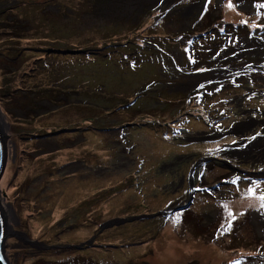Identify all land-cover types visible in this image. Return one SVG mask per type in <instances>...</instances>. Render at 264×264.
Returning <instances> with one entry per match:
<instances>
[{"label":"rangeland","instance_id":"obj_1","mask_svg":"<svg viewBox=\"0 0 264 264\" xmlns=\"http://www.w3.org/2000/svg\"><path fill=\"white\" fill-rule=\"evenodd\" d=\"M47 4L59 8L42 15ZM0 10L12 264H264V112H240L264 111V0H0ZM6 15L26 38L13 40ZM54 83L87 88L54 92L37 111L19 99ZM246 133L260 152H241Z\"/></svg>","mask_w":264,"mask_h":264},{"label":"trees","instance_id":"obj_2","mask_svg":"<svg viewBox=\"0 0 264 264\" xmlns=\"http://www.w3.org/2000/svg\"><path fill=\"white\" fill-rule=\"evenodd\" d=\"M59 7H57V8H55V10L56 9H58ZM46 9V5H44V8L42 9V11H41V13H42V15H47L48 13L50 14V12H52V14H53V10H49V9H47V10H45ZM146 11H148V9H146ZM60 15H62L61 13H60ZM44 17V16H43ZM12 17H11V15H6V17H5V19H6V23H8V24H10L9 26L10 27H6L7 28V31H9V30H12L13 29V32H12V34L10 35V36H12V35H15V38H18V39H20V38H24V37H27V34H29V33H27L26 31H27V29H25V27H26V24H22V23H20L18 20H16V18H14V19H11ZM208 20H210V18L208 17ZM15 23H20V27H22V29H23V31H18L17 30V25L18 24H15ZM18 26V27H19ZM206 27H207V29H205L206 31L208 30L209 31V29H213L214 27H212V25L210 26V25H206ZM14 28H15V30H14ZM0 31H2V29H0ZM6 31V32H7ZM206 31H205V33H206ZM186 34V33H185ZM189 34V33H188ZM194 34H196V33H194ZM201 34V33H200ZM193 35V34H192ZM192 35H190V36H192ZM192 39H194V38H192L191 37V39L190 40H192ZM51 41H55V40H51ZM66 47H68V45L66 44ZM68 48H70V47H68ZM215 49H217V47L215 48ZM208 63H209V61H208ZM48 64H53V63H48ZM9 65H11L10 66V69H13V70H15L16 69V67H17V65L16 64H14V63H12V64H9ZM9 72H12V70H10V71H7V73L9 74ZM17 73H19V72H15V73H11V74H14V75H16ZM14 75H9V76H7L6 78H5V80L7 81L8 79H11V78H13L14 77ZM87 87H82V86H80V88H78V87H75V86H73V85H68V87L66 86V85H57L56 83H54V84H44V85H41V84H39L38 86H36V87H32V88H30V90H28V91H30V95L29 94H27V95H25V94H23L22 96L20 95V98L19 99H21V100H24L25 101V103H27V106L29 107V109H30V111H32V110H35V111H37L38 109H39V100H45V101H49V102H55L56 100L55 99H53L52 97H54L55 95H59L58 96V98H60V94H58V93H54V92H57V91H61V93H62V95H63V93H66L67 94V96H66V99L67 98H69L68 97V94H71V93H76V94H79V93H82V94H84L83 92H82V89H86ZM168 89V88H167ZM21 90L22 89H20L19 91L21 92ZM65 91V92H64ZM94 90H86L85 92L86 93H88V95H91V93L93 92ZM3 92H5V93H7V94H11V87H10V85L9 84H6V87L4 88V90H3ZM22 93V92H21ZM85 93V94H86ZM103 94H108V93H106L105 91L104 92H102ZM136 94H138V92L136 93ZM37 96L35 99L33 98L34 96ZM40 95H43L44 96V98H42ZM112 94L110 93V94H108L107 96H105V97H110ZM135 95V94H134ZM138 95H136L135 96V98L137 97ZM84 98V97H83ZM134 98V99H135ZM78 99V98H77ZM170 100V99H169ZM35 103H34V102ZM78 101V100H77ZM134 101V100H133ZM132 101V102H133ZM79 102V101H78ZM78 102H75V103H72L74 106H82V104H84V105H88V106H86V107H92V109L94 110V109H98L99 108V106L97 105V104H95V103H86V102H84V101H81L80 103H78ZM91 102V101H90ZM131 102V103H132ZM166 102H168V101H166ZM19 104H22V102H19ZM128 103L126 102L125 104H123V105H127ZM121 105V104H120ZM122 105V106H123ZM100 109H102V107L100 108Z\"/></svg>","mask_w":264,"mask_h":264},{"label":"water","instance_id":"obj_3","mask_svg":"<svg viewBox=\"0 0 264 264\" xmlns=\"http://www.w3.org/2000/svg\"><path fill=\"white\" fill-rule=\"evenodd\" d=\"M7 163V134L5 132V128L0 120V180L2 178L5 166ZM188 203L179 208H186ZM178 208L174 209L177 210ZM172 210V211H174ZM169 212V211H168ZM158 214H167V211H160ZM152 214L151 216H154ZM148 217V215H143ZM141 217V216H139ZM143 218V217H141ZM130 219L119 218L117 221H113L112 223L118 224L119 222L129 221ZM112 223L110 225H112ZM9 224H8V215L7 211L2 203L0 197V264H12L9 260V257L6 254V240L9 235Z\"/></svg>","mask_w":264,"mask_h":264},{"label":"flooded vegetation","instance_id":"obj_4","mask_svg":"<svg viewBox=\"0 0 264 264\" xmlns=\"http://www.w3.org/2000/svg\"><path fill=\"white\" fill-rule=\"evenodd\" d=\"M46 8L47 9H49V10H53V9H55L54 7H53V4H47L46 5ZM5 10H0V14L2 13V12H4ZM49 14V13H48ZM47 14V15H48ZM50 14H52V12H50ZM12 18L11 19H14V17L13 16H11ZM45 17V16H44ZM20 23L22 22L21 20L19 21ZM31 21H29L28 20V25H29V23H30ZM53 37V35H51V37H44V39L43 40H46V41H48V42H51L52 43V38ZM12 38H13V40H18V38H15V35H12ZM24 38H26V37H24ZM20 39H22V38H20ZM19 39V40H20ZM46 50V49H45ZM47 50H51L50 48L49 49H47ZM52 51V50H51ZM17 54H14L13 56H12V58L13 59H9V60H11L13 63H15V64H17L18 62L16 61V60H18L19 58L16 56ZM16 56V57H15ZM47 58V57H46ZM46 58H40V59H42V60H45ZM35 59V58H34ZM36 60V59H35ZM38 60V59H37ZM25 61L26 60H23L22 61V63H25ZM46 63H50V62H47L46 61ZM26 64V63H25ZM253 79H255L256 78V76H251ZM256 92L257 93H261L259 90H256ZM250 110V111H249ZM241 113H246V112H248V113H259V112H264V111H259V109L257 108H255V107H251L250 109H248V110H246V111H244V110H241L240 111ZM249 121L246 119L245 121H243L241 124L242 125H245V124H247ZM254 123H257V122H254ZM252 134V133H251ZM251 134H248V133H246V134H242V135H240L239 137H243L242 139H241V143H243L244 144V147H240V148H242L241 149V152H243L244 154H248V153H250V152H252V151H254L255 153H258V152H260L259 150H258V143L256 142V143H254V140L253 139H255V137L257 136V135H254V136H252L251 138H250V136H251ZM258 138V137H257ZM251 140H253V141H251ZM250 142V143H249ZM251 155H257V154H251ZM223 163V162H222ZM222 163H220V164H222ZM256 171H252V173H255Z\"/></svg>","mask_w":264,"mask_h":264},{"label":"snow or ice","instance_id":"obj_5","mask_svg":"<svg viewBox=\"0 0 264 264\" xmlns=\"http://www.w3.org/2000/svg\"><path fill=\"white\" fill-rule=\"evenodd\" d=\"M253 195H255V191L253 190ZM261 201H264V195L259 197ZM261 207H264V205H261Z\"/></svg>","mask_w":264,"mask_h":264},{"label":"bare ground","instance_id":"obj_6","mask_svg":"<svg viewBox=\"0 0 264 264\" xmlns=\"http://www.w3.org/2000/svg\"><path fill=\"white\" fill-rule=\"evenodd\" d=\"M257 223H258V221H257Z\"/></svg>","mask_w":264,"mask_h":264}]
</instances>
